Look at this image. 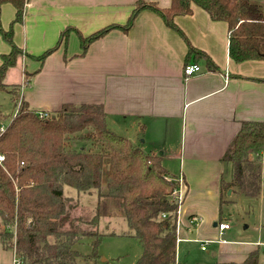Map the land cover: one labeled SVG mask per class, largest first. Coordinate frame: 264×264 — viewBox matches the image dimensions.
<instances>
[{
    "label": "crops",
    "instance_id": "1",
    "mask_svg": "<svg viewBox=\"0 0 264 264\" xmlns=\"http://www.w3.org/2000/svg\"><path fill=\"white\" fill-rule=\"evenodd\" d=\"M137 1L26 0L22 22L13 25V41L23 52L39 56L56 44L65 28L72 31L42 63L18 58L21 71L37 72L29 83L8 80L17 60L5 84L21 83L23 101L38 112L50 114L66 104L101 105L110 131L160 156L162 163L165 157L178 161L185 184L180 214L187 221L196 219L198 237H210L219 223L230 224L219 207L220 160L243 122H264V61H232L227 24L212 21L196 6L191 15L173 19L183 36L159 14L143 9L127 32L108 31L80 56L77 32L85 38L107 26H124ZM141 1L161 9L170 6V0ZM250 3L264 14V0ZM14 16L11 4L1 5L2 30H8ZM189 47L203 52L210 65L204 58L188 57ZM9 51L0 35V65L1 55ZM189 64L200 71L186 78L183 68ZM255 212L261 239L226 241L227 248L219 246L213 253L222 254L218 264H241L264 248V172ZM248 229H237L238 236Z\"/></svg>",
    "mask_w": 264,
    "mask_h": 264
},
{
    "label": "trees",
    "instance_id": "2",
    "mask_svg": "<svg viewBox=\"0 0 264 264\" xmlns=\"http://www.w3.org/2000/svg\"><path fill=\"white\" fill-rule=\"evenodd\" d=\"M26 0H0L15 9L8 30L0 27L10 51L1 55L0 91L15 93L6 85L7 71L13 68L22 49L13 41V25L22 22ZM192 6L203 10L212 21H223L228 28V54L236 63L264 61V14L248 0H170L166 9L141 0L124 26H107L88 37L77 32L81 54L88 45L118 28L127 32L135 15L150 9L167 26L183 36L173 19L191 15ZM72 28L60 32L56 44L39 56L27 54L40 63L66 42ZM188 57L209 58L192 47ZM37 72L23 71L27 82ZM25 82V79L23 80ZM22 99V98H21ZM23 99L5 127H0V245L11 250L19 264H85L99 259L96 249L101 238L113 232H100V218L113 203L136 239L141 254L135 264H179L177 251V211L172 192L176 178H169L160 156L143 152L130 140L107 128L101 105L66 104L41 117ZM264 154V122H243L224 152L220 163L229 165L230 179L219 181V207L226 193L258 199ZM103 175L105 176L103 178ZM169 179V180H166ZM78 195H92L97 206L91 218L72 216V200L63 188ZM109 201V202H108ZM221 212V211H220ZM164 215V217H162ZM107 230V229H106ZM90 240L91 253L82 255L76 246ZM234 264V263H228ZM241 264H258V253H250Z\"/></svg>",
    "mask_w": 264,
    "mask_h": 264
},
{
    "label": "rangeland",
    "instance_id": "3",
    "mask_svg": "<svg viewBox=\"0 0 264 264\" xmlns=\"http://www.w3.org/2000/svg\"><path fill=\"white\" fill-rule=\"evenodd\" d=\"M250 2V0H248ZM55 45V44H54ZM53 45V46H54ZM52 46V47H53ZM51 47V48H52ZM41 55V54H40ZM20 58H28L27 54L22 51ZM18 59L17 66L8 74V80L13 83L20 82L21 78L27 82L28 77H23V70L21 71L20 63ZM5 82V81H4ZM6 83V82H5ZM16 84V85H21ZM12 92L15 94V100L13 102L11 93L7 91H0V127H5L9 122L12 115L18 111L21 103L20 88H12ZM159 155V152H157ZM262 154V165H264V159ZM162 168L166 171L169 178H182L179 176L178 161L175 160H163ZM223 179L229 181L230 167L229 165H222ZM105 176L103 175V178ZM64 195L72 200L73 209H71L72 216L82 217L83 219L91 218L95 212L97 206V198L94 194L78 195L77 192L65 186L63 188ZM225 203L220 206L221 216L227 219L230 224V231L220 233L212 232L210 237L200 238L195 232L196 222L194 225H188V218L178 214L179 224L177 226V251L176 260L181 264H218L223 261L221 257L213 256L216 253V249L219 246L227 248L226 241L241 240L247 242H254L260 240V233L256 232L255 226L257 224V213L255 212L257 200L247 199L238 194L226 193L223 196ZM231 201V202H230ZM109 202V201H108ZM106 215L100 218V232H113L112 236H104L101 238L96 252L99 259L85 264H135L141 254V247L138 241L128 235V228L126 222L116 212L113 203H107ZM244 225H248L249 229L238 236L237 229H242ZM107 229V230H106ZM264 233V231H262ZM261 233V234H262ZM205 239V240H203ZM221 240L225 241V244H221ZM90 240H85L82 244L76 246V249L82 255H89L91 253ZM201 243H203L204 250H201ZM258 252L261 264H264V248ZM217 254V253H216ZM224 255V254H223ZM230 259V258H229ZM228 259V260H229ZM16 256L11 250H3L0 245V264H19Z\"/></svg>",
    "mask_w": 264,
    "mask_h": 264
},
{
    "label": "built area",
    "instance_id": "4",
    "mask_svg": "<svg viewBox=\"0 0 264 264\" xmlns=\"http://www.w3.org/2000/svg\"><path fill=\"white\" fill-rule=\"evenodd\" d=\"M200 71V67H198L197 65L194 64H189L184 66L183 68V74L186 78L191 77L192 75H194L195 73H198ZM41 117H48L49 114L47 112H39L38 113ZM3 156L0 155V163L3 161ZM169 180V179H166ZM175 181L177 182V188L173 190L172 195H173V200L175 202H177L179 204L178 207V211H177V225L179 224V218H178V214H179V210H180V206L183 202L184 199V195H185V184H184V180L182 178H177L175 179ZM164 217V215L162 216ZM196 222V219L194 217L190 218L188 221V225H194V223ZM230 228V226L226 223H219L217 225V229L218 232L220 233H224L226 230H228ZM176 232H177V227H176ZM178 235V234H177ZM177 242H178V238H177ZM204 246H201V250H204ZM16 263H19L18 260H16Z\"/></svg>",
    "mask_w": 264,
    "mask_h": 264
}]
</instances>
